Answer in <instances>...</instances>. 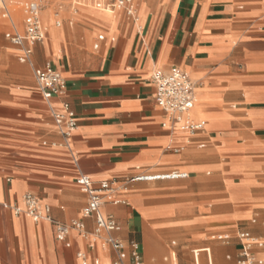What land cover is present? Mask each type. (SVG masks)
I'll list each match as a JSON object with an SVG mask.
<instances>
[{
    "label": "crops",
    "instance_id": "0c3cea01",
    "mask_svg": "<svg viewBox=\"0 0 264 264\" xmlns=\"http://www.w3.org/2000/svg\"><path fill=\"white\" fill-rule=\"evenodd\" d=\"M2 1L9 42L6 34L24 33L25 2L16 23L7 7L12 2ZM146 1L143 24L133 0L135 18L114 11L120 21L111 34L85 20L71 29L70 21L57 59L43 43L50 29L28 62L16 56L32 73L49 64L62 74V100L77 123L68 147L34 75L17 90L0 84V264H82L78 253L87 264L112 263L113 254L98 245L91 249L75 233L60 238L53 224L23 213V196L31 194L50 207L54 222L80 220L87 195L76 183L79 175L119 186L101 214L114 219L117 240L139 246L144 264H237L240 233L262 242L252 252L264 264V0ZM76 34L84 36L85 52L64 63L61 46L68 54L66 38ZM172 68L197 84L190 121L203 128L193 135L156 105L151 74ZM173 173L186 177L134 180ZM240 189L248 197L235 203ZM83 223L91 233L93 219ZM217 235L230 240L217 242Z\"/></svg>",
    "mask_w": 264,
    "mask_h": 264
},
{
    "label": "built area",
    "instance_id": "2783aa9c",
    "mask_svg": "<svg viewBox=\"0 0 264 264\" xmlns=\"http://www.w3.org/2000/svg\"><path fill=\"white\" fill-rule=\"evenodd\" d=\"M85 4H90L98 10L123 11L130 18H134L136 14L133 0H73L72 6L79 7ZM41 10L42 6L39 2L35 0L26 1L21 8L24 33L22 35L17 33L5 35L9 43L19 50V59L23 63L29 61L33 47L45 39V30L40 18ZM0 18L9 19L8 11L2 0H0ZM98 39L102 40L103 38L100 36ZM33 75L37 90L48 107L55 130L63 138L65 146L68 147V141L76 129L77 123L69 104L62 100L66 92V82L60 71L49 64L43 69L34 70ZM150 82L155 89L157 107L171 120L179 124L180 131L193 135L203 128V123H193L188 117V113L194 107L197 84L187 73L176 68L168 71L156 70L152 72ZM55 103L57 104L55 105ZM146 176L140 175L134 180L150 181L186 177L184 174L175 173L151 178ZM76 183L87 195V202L81 211L80 220L69 224L54 222L50 217V207L31 194L23 196L25 204L23 213L35 223L47 221L53 224L60 238L75 233L87 240L91 249L98 245L102 251L113 254L114 258L111 264H144L139 246L136 243L124 244L117 240L113 235L117 231L114 219L104 217L101 214L104 204L114 197L119 186L113 181H102L94 184L82 175H79ZM11 208L14 215L21 213L17 208ZM91 218L94 221V229L89 233L85 229L83 220ZM213 239L227 244L230 237L217 235ZM238 240L240 252L237 264H262V261L257 259L252 252L253 247H261L262 242L245 233L238 234ZM77 258L81 260L82 264H87L84 254L78 253ZM94 264H98V262L95 261Z\"/></svg>",
    "mask_w": 264,
    "mask_h": 264
},
{
    "label": "rangeland",
    "instance_id": "374dc122",
    "mask_svg": "<svg viewBox=\"0 0 264 264\" xmlns=\"http://www.w3.org/2000/svg\"><path fill=\"white\" fill-rule=\"evenodd\" d=\"M8 2H12V4H7V7L11 13L12 19L16 22V23H20L21 21V16H20V8L23 2L26 1H31V0H5ZM37 2H39L42 6V10H41V18L43 20V22H45L50 29V33L48 34V38L46 40H44L43 43L48 44V46L52 45L54 54H55V59H57V57H60V44L65 40V35H64V29L63 26L65 28V31H67L68 28H70L69 26V22L71 21L70 24L71 25V29H79L80 27H82L81 24H77L75 22H80L81 20H85L88 23H90L91 25H97V26H101V27H105L107 29H109V32L111 31V29L115 26L116 23H119L120 21V17L118 14H116L114 11H108V10H98L95 7H93L90 4H85L84 6L81 7H75L72 6L73 5V0H35ZM141 1V2H140ZM135 0L136 2V6L137 9H139L138 11V16H137V20H139V22L141 24H143L142 21V15H141V9L142 7H144L145 9L149 8L148 2L146 0ZM162 0H150L151 4H155L156 6L161 2ZM140 4V5H139ZM19 9V12H18ZM54 14H57L60 16V21L63 20L61 22V26L56 28L55 26V18H54ZM136 15V14H135ZM47 19V20H46ZM7 26H9L8 21H5L3 19L0 18V84H10V88L13 90H17V88L20 86V84H29L27 83V78L30 75L33 79V73L31 71V69L26 66V65H21L19 64L16 56L20 54L19 50L17 48H15L14 46H12L9 42H7L3 36V33L5 32V30L7 29ZM73 27V28H72ZM60 30V31H59ZM57 34V35H56ZM98 34H102V33H98ZM111 34V32H110ZM105 35H109V34H105ZM59 36V37H58ZM88 36V35H87ZM84 38L83 35L80 34H76L74 36V39L69 40L68 37L66 38V45L68 47V49H70L68 51V54H65V44H63L61 46V50H62V57H63V61L64 63L68 60L70 63L72 61L75 60V57L77 55H81L83 52H85L84 48L82 46V42H80V40ZM59 39V41H58ZM88 40V38H87ZM94 44V40H92L91 44H90V51L91 52H96L93 51L92 46ZM73 45H77L75 46V50L72 52L71 51V47ZM10 54V56H8L7 54ZM27 67V73L22 74L19 70L20 67ZM34 83V80H33ZM36 87V85L34 84V88ZM17 105H19V103H17ZM46 118H44V122L48 121V117L47 114H45ZM238 170V168H237ZM243 174H245V172H242ZM142 175H149V174H142ZM235 199H233V201L235 203L238 202H242L243 200L247 199L248 194L245 190L240 189L239 191L236 192L235 195ZM233 225H235V223H231ZM238 228H245L244 224H239L237 223ZM212 233H210L207 237V241H209V236ZM174 241L173 238L168 240V244L169 246H171V243ZM175 253L176 257H177V253L175 250H170V253ZM198 254V253H197ZM169 255H165V257H168Z\"/></svg>",
    "mask_w": 264,
    "mask_h": 264
},
{
    "label": "bare ground",
    "instance_id": "6f19581e",
    "mask_svg": "<svg viewBox=\"0 0 264 264\" xmlns=\"http://www.w3.org/2000/svg\"><path fill=\"white\" fill-rule=\"evenodd\" d=\"M117 12V11H115ZM136 14H137V11H136ZM136 16V15H135ZM40 18H41V15H40ZM54 18L56 20L55 22V26L56 28L60 27L61 26V22H60V16L57 15V14H54ZM135 18V17H134ZM47 20V19H46ZM41 23H42V26L44 28V30L46 31V36L47 34L49 33V27L43 22L42 18H41ZM140 24V23H139ZM60 31V30H59ZM64 31V30H63ZM64 33V32H63ZM57 35V34H56ZM59 37V36H58ZM48 38V37H47ZM59 41V39H58ZM112 41H114V39H112ZM192 116H194V107L193 109L188 113V117L191 118ZM147 177V176H146ZM149 178V177H148Z\"/></svg>",
    "mask_w": 264,
    "mask_h": 264
}]
</instances>
